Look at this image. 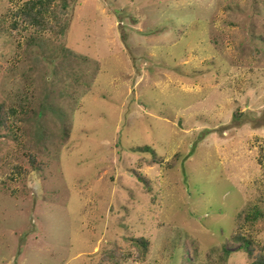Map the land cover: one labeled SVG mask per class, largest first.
Here are the masks:
<instances>
[{
	"label": "rangeland",
	"instance_id": "rangeland-1",
	"mask_svg": "<svg viewBox=\"0 0 264 264\" xmlns=\"http://www.w3.org/2000/svg\"><path fill=\"white\" fill-rule=\"evenodd\" d=\"M26 1L0 0V264H248L263 0H55L53 30L12 31Z\"/></svg>",
	"mask_w": 264,
	"mask_h": 264
},
{
	"label": "trees",
	"instance_id": "trees-1",
	"mask_svg": "<svg viewBox=\"0 0 264 264\" xmlns=\"http://www.w3.org/2000/svg\"><path fill=\"white\" fill-rule=\"evenodd\" d=\"M54 2L55 0H28L24 2L21 7L15 10H10L6 15L11 18V23L9 25L10 29L19 32L27 31L30 28L37 33L53 30L54 27L51 24V20L56 21L52 9ZM13 114H15V110H4L1 105L0 126H3V128L6 129L8 126L7 122ZM9 131L12 133L15 142H18L19 140L16 137V131L13 126L9 128ZM140 150L144 152L150 151L149 147ZM28 157L33 163V166L35 163L34 157L31 154ZM15 170L18 172L19 168L15 167ZM260 216V212L256 209L251 213H247L243 218H240V222L241 224H249L252 226ZM231 240L238 244V249L244 253L248 264H264V246L254 241L249 234H242L241 230H238V232L231 235ZM137 242L139 246L138 248L141 249L140 256H144L147 252V243L143 239H139Z\"/></svg>",
	"mask_w": 264,
	"mask_h": 264
}]
</instances>
